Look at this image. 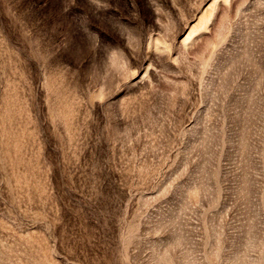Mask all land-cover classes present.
<instances>
[{
    "label": "rangeland",
    "instance_id": "1",
    "mask_svg": "<svg viewBox=\"0 0 264 264\" xmlns=\"http://www.w3.org/2000/svg\"><path fill=\"white\" fill-rule=\"evenodd\" d=\"M0 264H264V0H0Z\"/></svg>",
    "mask_w": 264,
    "mask_h": 264
}]
</instances>
